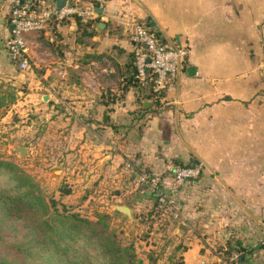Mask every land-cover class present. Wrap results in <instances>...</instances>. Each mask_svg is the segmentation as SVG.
Wrapping results in <instances>:
<instances>
[{"label":"crops","instance_id":"obj_1","mask_svg":"<svg viewBox=\"0 0 264 264\" xmlns=\"http://www.w3.org/2000/svg\"><path fill=\"white\" fill-rule=\"evenodd\" d=\"M95 10L96 16L89 19L93 20L88 29L93 32L91 44L76 41L74 21L58 29L48 24L26 36L30 67L21 70L4 47L11 27L9 6L0 0V92L14 87L15 101L18 96L24 100L38 96L42 90V99L52 93L72 104L84 100L91 108L78 116L87 118L85 124H78L82 134H89L84 141L98 151L105 165H121L124 183L135 181L136 174L129 170L133 166L161 173L173 162L200 165V176L179 186L174 195L175 202L179 198L182 203L179 213L176 207L173 212L180 216L181 228L175 231L181 233L185 246L183 264H226L237 255L223 259L214 246L228 242L250 247L245 261L264 264L262 160L231 157L228 144L213 138L229 131L227 124L224 129L220 123L246 119L253 97L264 96V63L252 61L264 46V0H106ZM141 21L163 43L186 47L187 56L166 84L159 111L153 116L147 111L143 119H136L132 113L138 108V96L133 87L125 89L119 72L133 54L131 24ZM86 54L101 57L82 63ZM189 67L194 70L191 74ZM255 80L259 88L254 92ZM15 101L0 109L6 113ZM143 103L153 108L151 99ZM104 113L115 128L102 122ZM204 134L206 139L201 137ZM248 165L261 168L252 174ZM170 180V175L164 177L160 187L165 189ZM124 187L129 193L136 191L127 183Z\"/></svg>","mask_w":264,"mask_h":264},{"label":"rangeland","instance_id":"obj_2","mask_svg":"<svg viewBox=\"0 0 264 264\" xmlns=\"http://www.w3.org/2000/svg\"><path fill=\"white\" fill-rule=\"evenodd\" d=\"M169 43L184 47L181 44L176 45L178 43L174 41ZM252 61L257 65L264 63V46L261 53L254 55ZM254 79H258L255 72ZM258 82L259 80H255L254 92L259 88ZM66 89L62 90L63 93ZM77 89L75 91H81L80 88ZM41 93L34 97L30 95L25 100L18 96L6 113L0 109V159L14 162L29 174L46 197L52 196L58 201L60 209L64 207L93 220L97 212L111 214L114 204L129 207V220L112 216L110 229L117 233L122 229L121 236L126 242L131 241L133 236L139 237L140 234L145 235L146 231H150L146 242L141 239L135 242L139 257L144 258V253L149 250L154 251L157 256L156 264L182 261L185 246L181 233L175 231L181 228L180 216L151 200L148 197L149 187L138 179L142 172L164 177V171L155 173L141 166L134 170L133 166L129 170L136 174L133 175L135 181L131 184L124 183L126 176L121 171V165H105L99 159L98 151H94V147L84 141L89 134H82L78 124H85L87 118L78 116L91 109L87 108L85 101L72 104L65 98L56 99V94L52 93L45 94L48 98L44 100ZM245 115L246 119L238 117L220 123L224 129L229 126V131L215 134L213 138L216 143L228 144L226 151L231 157L252 158L259 162L262 160L264 172V96H254L253 102L246 107ZM225 124L228 126H224ZM201 137L207 138L206 134ZM18 148H23L24 153H20ZM239 168L245 169L243 166ZM246 168L253 174L258 173L261 167L248 165ZM126 183L134 186L136 191L129 193L124 187ZM62 188H68L70 194L61 196L59 190ZM181 204L178 198L175 202L178 213ZM149 211L152 212L148 214ZM217 248L214 246V249ZM172 255L174 257L171 259Z\"/></svg>","mask_w":264,"mask_h":264},{"label":"trees","instance_id":"obj_3","mask_svg":"<svg viewBox=\"0 0 264 264\" xmlns=\"http://www.w3.org/2000/svg\"><path fill=\"white\" fill-rule=\"evenodd\" d=\"M70 21H74L76 25V41L82 46L91 44L88 39L93 32H88V29L93 20L81 22L77 16H74L63 19L59 23L51 21L48 24L50 27L57 28L58 24L60 27ZM138 24L153 33L146 21ZM153 35L159 43H163L162 37L154 33ZM100 57L101 55L86 54L82 63L87 59ZM133 60L134 56L131 53L127 59L126 69L119 72V76L123 77L125 89L128 86L133 87L138 96L136 99L138 108L132 114H135L136 119H143L147 111L152 112L151 116L159 111L160 98L166 86L154 92L151 81L146 84L139 82L135 77ZM116 75H113L114 78ZM16 93L17 90L14 87L2 90L0 108H6L13 103ZM144 99H151L153 108L145 107ZM102 122L115 128L110 117L105 113ZM171 164L195 165L191 161ZM201 171L202 167L200 174ZM164 173L166 175L164 177L169 176L168 172ZM0 179V264H156L157 256L154 255V251L147 250L144 253L145 257L141 258L135 246V242L140 239L146 242L150 231H146L145 235H138L139 237L133 236L131 241L126 242L121 236L122 229H119L120 233L110 229L112 216L122 217L126 221L129 220L127 216L116 211H112L111 214L97 212L91 220L78 213L70 212L61 205L63 208L60 209L54 197H46L33 178L9 160L0 159ZM59 192L61 196L70 194L68 188H62ZM149 192L148 197L159 205L155 193ZM151 212L149 211L148 214ZM248 248L250 247L242 246L239 242H228L224 247H218L217 251L226 260L236 254L237 263H239V255L249 252ZM173 257L174 255L171 259ZM174 264H183V260Z\"/></svg>","mask_w":264,"mask_h":264},{"label":"built area","instance_id":"obj_4","mask_svg":"<svg viewBox=\"0 0 264 264\" xmlns=\"http://www.w3.org/2000/svg\"><path fill=\"white\" fill-rule=\"evenodd\" d=\"M5 1L9 6L11 29L4 41V47L10 59L17 61L21 70L30 67L26 36L41 31L51 21L59 23L63 19L77 16L81 22H86L96 16V6L103 7L106 3V0H64V4L57 7L55 2L49 0ZM130 42L133 49L135 77L142 84L151 81L154 92L163 89L178 74L187 56L185 47L159 43L152 32L135 22L131 24ZM165 170L171 177V183L165 189L160 187L162 178L159 175L142 172L138 179L155 193L160 206H165L167 210L173 212L177 188L187 181L196 179L200 174L201 166L167 164ZM260 243L264 245V237ZM236 258L237 256L226 264H237Z\"/></svg>","mask_w":264,"mask_h":264},{"label":"water","instance_id":"obj_5","mask_svg":"<svg viewBox=\"0 0 264 264\" xmlns=\"http://www.w3.org/2000/svg\"><path fill=\"white\" fill-rule=\"evenodd\" d=\"M49 1H54V2H55V5H56L57 7H61V6L64 4V0H49ZM96 10H97L98 12H101V11H102V9H100V8H96ZM187 71H188L189 74H191L190 71H194V70L192 69V67H189V68L187 69ZM46 98H47L46 96L43 97L44 100H45ZM18 151H19L20 153H22V154L24 153V152H23V151H24L23 148H18ZM113 210L116 211V212H119V213H121V214H123V215H125V216H127L128 218L131 217V210H130V208L127 207V206L114 204V205H113ZM238 264H250V263L244 260V255H243V254H240V255H239V263H238Z\"/></svg>","mask_w":264,"mask_h":264}]
</instances>
